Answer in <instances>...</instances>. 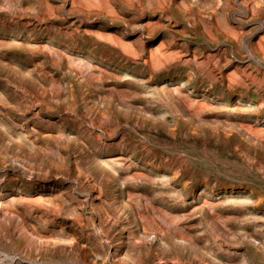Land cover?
Wrapping results in <instances>:
<instances>
[{
  "label": "rangeland",
  "instance_id": "1",
  "mask_svg": "<svg viewBox=\"0 0 264 264\" xmlns=\"http://www.w3.org/2000/svg\"><path fill=\"white\" fill-rule=\"evenodd\" d=\"M0 264H264V0H0Z\"/></svg>",
  "mask_w": 264,
  "mask_h": 264
},
{
  "label": "bare ground",
  "instance_id": "2",
  "mask_svg": "<svg viewBox=\"0 0 264 264\" xmlns=\"http://www.w3.org/2000/svg\"><path fill=\"white\" fill-rule=\"evenodd\" d=\"M60 243V242H59ZM65 244V243H64ZM66 245V244H65Z\"/></svg>",
  "mask_w": 264,
  "mask_h": 264
}]
</instances>
